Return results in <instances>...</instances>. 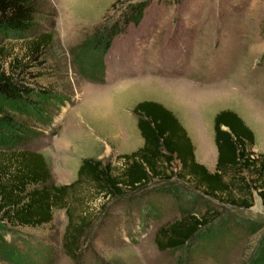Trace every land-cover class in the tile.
<instances>
[{"label": "rangeland", "instance_id": "374dc122", "mask_svg": "<svg viewBox=\"0 0 264 264\" xmlns=\"http://www.w3.org/2000/svg\"><path fill=\"white\" fill-rule=\"evenodd\" d=\"M138 3L146 4L141 22L117 35L107 56L113 68L108 79L113 81L93 80L104 74L103 58L78 57L79 48L99 27L118 21L128 6ZM34 20L37 27L29 38L0 41L1 64L15 76L21 72L26 83L66 100L52 113L50 126L34 125L40 134L24 145L11 147L5 138L0 160L15 149L39 153L55 185L73 182L86 157L109 162L118 174L124 165L118 156L141 144L132 108L148 87L178 118L196 161L210 172L217 157L213 120L222 110L244 121L255 136L253 153L264 155V0H41ZM36 42L39 47L33 51ZM120 53L122 68L139 63L150 70H139V82L104 90L105 84L119 80ZM7 115L23 119L12 111ZM245 176L251 179L247 172ZM167 184L187 191L194 186L190 180L159 177L123 197L107 199L84 184L70 200L76 214L86 215L92 224L74 259L63 248L67 215L55 210L44 226L0 229V264H40L37 253L43 248L53 251L51 264H264V253L256 254L264 205L255 193L246 210L232 207L225 195L211 201L222 223L200 238L194 252L160 248L157 231L180 217L176 203L162 196L156 200L157 215L147 219L141 218L139 206ZM197 205L198 211L205 210L204 201ZM247 220L262 224V230L248 229Z\"/></svg>", "mask_w": 264, "mask_h": 264}, {"label": "trees", "instance_id": "16d2710c", "mask_svg": "<svg viewBox=\"0 0 264 264\" xmlns=\"http://www.w3.org/2000/svg\"><path fill=\"white\" fill-rule=\"evenodd\" d=\"M40 1L0 0V41L29 38L37 27L34 17L40 12ZM145 7V3L128 6L118 21L102 25L88 37L77 56H96L101 61L117 35L129 24L137 26L141 22ZM38 47L37 42L32 43L33 51ZM11 70L4 69L1 64L0 51V149L3 150L6 149L5 138H9V146L19 148L39 135L34 125L50 126L52 113L66 100L51 90L26 83L19 78L21 72L15 76ZM93 80L101 82L102 77ZM8 111L18 113L23 119L8 116ZM133 114L143 144L129 154L118 156L117 159L124 162L118 174L113 173L109 162L85 158L73 182L55 185L50 182L49 166L41 154L15 149L2 155L0 229L38 228L52 221L55 210H64L68 224L63 248L66 255L74 259L84 233L92 224L86 215H77L73 209L70 195L74 190L88 184L96 195L114 199L145 187L155 178L186 179L194 185L189 191L172 184L164 185L140 203L139 211L141 218L147 219L157 215L160 209L157 199L164 195L173 198L180 217L160 227L156 241L162 249L189 254L197 249L200 238L222 223L211 201L225 195L232 207L246 210L252 207L255 193L264 205V155L253 153L255 136L235 112L222 110L214 116L213 137L217 152L214 172L196 161L187 131L170 110L157 102L144 101L134 106ZM246 172L251 179L245 176ZM232 193H237L238 197ZM199 200L204 201L203 212L196 209ZM246 223L253 232L262 230L260 223L250 220ZM256 249L257 255L264 253V231ZM37 254L40 264L52 263V250L43 248ZM253 259L252 263L258 260L256 256Z\"/></svg>", "mask_w": 264, "mask_h": 264}, {"label": "crops", "instance_id": "0c3cea01", "mask_svg": "<svg viewBox=\"0 0 264 264\" xmlns=\"http://www.w3.org/2000/svg\"><path fill=\"white\" fill-rule=\"evenodd\" d=\"M113 41H114V39H113ZM112 43H113V42H112ZM112 45H113V44H111L109 50L106 52V54H105L104 57H103V62H104V74H103V76H102V81H101L100 83L105 82L106 79H108L109 76L113 77V73H112V69H113V68H112V61H108V60H107V56L110 54V50H111ZM121 60H124V54H123V53H120V54L118 55V60H117L118 70H117V72H116V76H117V78H118L119 80L117 81V83H114V84H111V83H110V85H109V84H105L104 87H103L104 90H106V89L108 90V89H110V88H113L114 86H120L121 84H124V83H129V82H139V80H138V76H136V74H138L139 70L147 71V72L150 70V67L148 66V64H147L144 68H142L143 64L140 65L139 63H135V65H134L133 68L127 70L126 68H122V67L120 66V65H121ZM136 72H137V73H136ZM134 75H135V76H134ZM107 81H113V79H108ZM108 83H109V82H108ZM150 94H151V91H150V89H149V87H148V89L144 92L143 96H141V97L139 98V100H137L136 104H138V103H140V102H144V101H152V102H157V103H159V104H162L163 106H165V108L168 109V106H167L166 104H164V103L161 102V101H158V100L154 99ZM136 104H134V106H135ZM134 106H133V107H134ZM132 109H133V108H132ZM169 110H170V109H169ZM137 131H138V130H137ZM138 134H139V131H138ZM139 136H140V134H139ZM124 137H125V135H124ZM124 137H123V138H124ZM140 138H141V136H140ZM142 144H143V141H142V139H141V144H140V146L137 147L135 150H137L138 148H140V147L142 146ZM135 150H133V151H135ZM133 151H130L129 153H131V152H133ZM86 158H87V157H86ZM83 159H85V158H83ZM83 159H81V161H80V163H79V166H80V164H81V162H82ZM95 159L99 160V158H95ZM79 166H78V168H79ZM77 171H78V170H77ZM76 174H77V172H76Z\"/></svg>", "mask_w": 264, "mask_h": 264}]
</instances>
